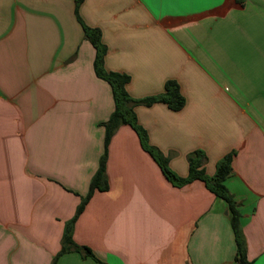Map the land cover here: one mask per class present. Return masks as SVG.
Wrapping results in <instances>:
<instances>
[{"label": "crops", "instance_id": "1", "mask_svg": "<svg viewBox=\"0 0 264 264\" xmlns=\"http://www.w3.org/2000/svg\"><path fill=\"white\" fill-rule=\"evenodd\" d=\"M107 71L136 101L175 81L185 106L136 104L138 125L180 178L203 151L209 177L232 155L225 186L245 258L264 264V0H84ZM75 0H0V264H52L90 191L115 110ZM96 191L57 264H240L229 205L199 180L174 186L120 125Z\"/></svg>", "mask_w": 264, "mask_h": 264}, {"label": "trees", "instance_id": "2", "mask_svg": "<svg viewBox=\"0 0 264 264\" xmlns=\"http://www.w3.org/2000/svg\"><path fill=\"white\" fill-rule=\"evenodd\" d=\"M84 0H75V14L77 20L82 25L86 39L93 45L96 50V57L94 62L95 72L98 78L106 81L112 88L115 110L112 113L110 119L104 124L106 128L105 136V152L100 162V167L92 178L90 184V191L86 198H84L79 205L75 217L71 222L66 224L64 236H63V247L58 253L52 264H57L60 256L70 252L76 251L82 254L84 257H91L96 260L93 252L87 247H80L76 245L72 239L73 225L79 215L83 212L86 204L96 191L108 190V181L106 177V161H107V149L110 140L115 130L120 125L131 126L140 138L142 148L150 154L154 161L159 165L165 177L174 186L181 187L185 184L192 183L193 181H202L206 188L216 195V197L224 200L231 211V223L235 235V241L238 247L239 262L241 264H252L248 263L245 258V246L244 239L241 231L240 213L236 208L233 196L229 193L225 186V181L229 177L232 171V155H228L223 158L218 166L217 171L213 177H209L204 168L202 167V161L205 159L203 151H197L189 158L190 169L189 175L186 178H180L169 168L168 159L149 142L146 131L138 125L136 114L134 112V106L136 104H142L145 106H152L155 103H163L167 105L173 111H180L185 106V98L180 92L179 85L175 81H168L166 83L165 93L146 98L141 101L134 100L127 91V84L130 78L125 74L107 71L105 68L104 58L107 52L106 46L102 43V34L98 28H90L86 26L80 15L79 8Z\"/></svg>", "mask_w": 264, "mask_h": 264}, {"label": "built area", "instance_id": "3", "mask_svg": "<svg viewBox=\"0 0 264 264\" xmlns=\"http://www.w3.org/2000/svg\"><path fill=\"white\" fill-rule=\"evenodd\" d=\"M241 264V263H240Z\"/></svg>", "mask_w": 264, "mask_h": 264}]
</instances>
